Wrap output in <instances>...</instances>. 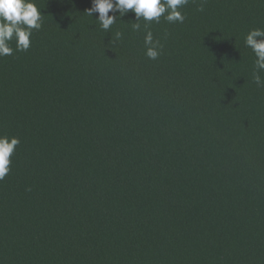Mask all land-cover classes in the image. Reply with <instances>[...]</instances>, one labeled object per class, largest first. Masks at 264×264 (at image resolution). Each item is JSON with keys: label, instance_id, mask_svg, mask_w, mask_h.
<instances>
[{"label": "trees", "instance_id": "obj_1", "mask_svg": "<svg viewBox=\"0 0 264 264\" xmlns=\"http://www.w3.org/2000/svg\"><path fill=\"white\" fill-rule=\"evenodd\" d=\"M36 3L30 49L0 57V135L20 139L0 264H264V87L244 43L264 0H189L183 24L150 25L157 60L131 12L105 32L91 0Z\"/></svg>", "mask_w": 264, "mask_h": 264}, {"label": "clouds", "instance_id": "obj_2", "mask_svg": "<svg viewBox=\"0 0 264 264\" xmlns=\"http://www.w3.org/2000/svg\"><path fill=\"white\" fill-rule=\"evenodd\" d=\"M188 3L189 0H91V7L85 12L91 17L98 13L96 20L105 32H109L118 19L121 20L129 12L133 13L134 31H141L140 21H144L145 56L150 60H157L162 54L163 45L159 39H154L150 25L159 24L161 18L169 24H183L186 16L182 9ZM110 12L112 15H109ZM42 26V11L36 0H0V57L28 51L33 31H39ZM122 36V32L116 33L118 40ZM13 41L15 48L11 46ZM244 43L255 56L253 80L257 86L264 87V80L260 76L264 72V28L250 29L245 35ZM19 144L18 137L0 135V180L11 171V158Z\"/></svg>", "mask_w": 264, "mask_h": 264}]
</instances>
